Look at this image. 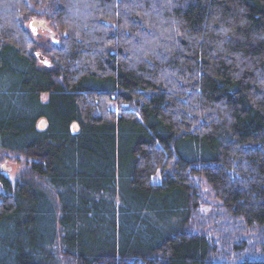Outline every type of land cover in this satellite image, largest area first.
I'll use <instances>...</instances> for the list:
<instances>
[{"label": "trees", "instance_id": "1", "mask_svg": "<svg viewBox=\"0 0 264 264\" xmlns=\"http://www.w3.org/2000/svg\"><path fill=\"white\" fill-rule=\"evenodd\" d=\"M8 1L0 162L20 169L0 174V264H42L58 237L76 264H264V235L219 261L191 226L202 177L264 227V0ZM30 19L57 34L44 52Z\"/></svg>", "mask_w": 264, "mask_h": 264}, {"label": "rangeland", "instance_id": "2", "mask_svg": "<svg viewBox=\"0 0 264 264\" xmlns=\"http://www.w3.org/2000/svg\"><path fill=\"white\" fill-rule=\"evenodd\" d=\"M12 2H14V0L8 1V7H11L10 4ZM17 6V4L14 5L15 10H17ZM4 9L5 8H0V15L5 13L4 11L6 10ZM8 9L9 8H7V10ZM65 9L68 18L74 17L78 20V23L82 21L84 24L85 19L82 18L85 16L84 12L76 10V12L73 13L71 8H67L66 6ZM89 9L90 8L87 9V12ZM53 14H56V12H53ZM35 21L37 20L30 19L26 21V27L30 30L37 46L40 48L39 52L41 53L50 46V42L52 43L55 42L54 40H57V34L53 32L49 23L45 22L42 26L41 23ZM80 24L76 27H80ZM40 55L43 57V59H40L38 55L41 61L47 60V57L42 54ZM4 164L8 167V172L4 175L8 177L14 176L20 169V165L13 166L9 161L2 159L0 165ZM156 181L159 182V179L157 178ZM195 182L202 193L203 199L207 200L200 208L198 214L194 216L191 226L192 229L197 226V229L207 234L212 239L213 243H215L217 246L216 260L233 261L238 252H241L243 257L254 256L252 252L255 248V252L258 253L259 243L264 235V227L261 228L258 225L250 227L245 226L240 218L235 221L234 217L220 207V201L204 178L201 177L196 179ZM192 229L189 228V230ZM68 235H72V232H69ZM49 251L50 252H48L46 256H40L42 264H76L75 257L78 254V249L69 244L67 245L61 237H58L56 245Z\"/></svg>", "mask_w": 264, "mask_h": 264}, {"label": "water", "instance_id": "3", "mask_svg": "<svg viewBox=\"0 0 264 264\" xmlns=\"http://www.w3.org/2000/svg\"><path fill=\"white\" fill-rule=\"evenodd\" d=\"M40 59L43 57L39 54ZM48 123L45 118H42L38 121L37 128L39 131H44L47 129ZM71 131L73 134H78L80 132V128L77 122H74L71 126ZM8 171V167L4 164L0 166V173H6Z\"/></svg>", "mask_w": 264, "mask_h": 264}]
</instances>
